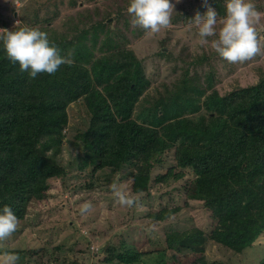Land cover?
<instances>
[{"label": "trees", "instance_id": "1", "mask_svg": "<svg viewBox=\"0 0 264 264\" xmlns=\"http://www.w3.org/2000/svg\"><path fill=\"white\" fill-rule=\"evenodd\" d=\"M171 1L175 6L172 21L187 24L197 11H207L203 0H182L186 12L178 10L176 0ZM126 2V7L116 5L117 10L98 23H104V28L109 25L104 19H120L130 5V0ZM226 2L209 0L218 13L217 19L225 18ZM252 2L257 11L262 8V1ZM262 20L264 23V17ZM3 26L10 31L22 28L12 29L7 20ZM88 31V47L81 45L83 35H77L71 67L62 65L54 75L41 73L35 79L20 72L19 63L13 64L7 58L0 42V210L10 206L22 229L27 224L30 204L44 201L43 195H49L58 183L68 190L72 178L88 175L90 180L79 188L89 189L95 186L98 175L108 180L123 174L122 181L139 182L145 177L148 185L164 156L176 149L184 167L194 173L178 190L190 192L209 220L204 231L185 233L170 242L173 249L192 256L177 264H226L204 263L202 254L210 243L234 255L247 254L252 250L251 242L264 233L262 66L258 67V83H237L222 91V75L235 73L239 63L220 58L211 47L214 38H208L207 45L197 43L200 49L196 54L176 58L180 78L161 81L162 90L149 94L151 81L143 64L146 58H139L138 50L125 49L99 56L94 49L96 36L92 33L88 38ZM49 40L56 47L65 45L62 40ZM151 54L150 62L165 52L161 54L158 47ZM142 99L146 105L137 119L135 108ZM73 107L84 113L81 127L70 124ZM72 129L79 134L70 137ZM75 148L77 153L73 154ZM185 177L183 171L177 173L171 167L166 174L157 175L154 182L170 185L171 180L179 182ZM166 197L173 202L150 213L152 220L166 222L180 212L174 193L168 192ZM116 250L108 259H116L119 264L144 263L142 257L148 253ZM63 251L62 246L13 250L23 264H43L45 258L48 263ZM153 264L176 263L164 259ZM258 264H264V255Z\"/></svg>", "mask_w": 264, "mask_h": 264}, {"label": "rangeland", "instance_id": "2", "mask_svg": "<svg viewBox=\"0 0 264 264\" xmlns=\"http://www.w3.org/2000/svg\"><path fill=\"white\" fill-rule=\"evenodd\" d=\"M181 1L176 6L178 10L186 12L183 8H187L186 4ZM260 1L263 2L262 8L259 9L263 19L264 0ZM116 5H121L123 8L126 7L127 2L126 0H0V29H6L3 26L6 20L11 22L12 29L15 28L17 21H19L17 26L22 28H38L46 32L49 39L64 41L65 45L59 44L57 48L62 56L67 57L71 53L70 58L74 63L77 35H83L84 44L81 45L88 47L90 44L87 40L88 30V38L93 34L96 36L94 49L100 53L99 56L106 52V55H109L112 51L118 52L124 49L138 50L139 58H146L143 64L151 81L147 91L149 94H155L157 90H162L161 81L172 82L181 75L182 72L179 73L178 69H175L177 65L175 62H179L176 58L186 59L187 54L194 55L200 49L197 44L200 43L198 29L192 20L193 17L187 20V24H183L181 20L171 19L170 27L152 34L146 33L141 28H133L130 24L131 17L125 10L123 14L119 12L121 14L118 20L114 16L113 19L107 18L106 21L104 19L103 22L109 25L108 27L104 25L103 28L104 23L100 25L98 21L107 13L115 12ZM110 8L113 10L110 11ZM14 12L17 17L13 16ZM261 18L256 28L260 30L261 47L264 49V23ZM222 19L218 18V21ZM181 26L184 28H180ZM219 27L218 24L217 29ZM212 38L215 39L210 37V40ZM72 40H75L73 46L70 45ZM158 47L161 54L163 50L165 54L156 56L157 60L150 62L151 52ZM86 65L90 66V64ZM258 67H261L263 72L264 55H259L257 60L255 57L248 61V64H239L238 69L231 75H222L221 90L238 86L237 83L241 85L248 82L258 83L260 79ZM223 73L225 74L226 70H223ZM145 105L142 99L136 106L137 119ZM82 118H85L83 111L73 107L70 111V124L81 127ZM68 134L70 137H75L79 132L72 129ZM75 147L77 148V145ZM76 148L73 154L77 153ZM65 154L67 155V151ZM171 167H174L177 173L183 171L185 179L179 182L171 180L170 185L154 182L157 175L166 174ZM87 171L90 172L89 169ZM133 172L136 173L135 167ZM117 176L124 190L140 199L143 205L141 210L114 205L109 186ZM122 176L123 174H120L105 180L98 175L94 180L95 186L89 189L79 188L82 182L90 180L91 176L88 175L72 178L68 183V190L58 183L51 188L49 195H43L44 201L30 204L26 226L21 229L17 225L16 232L5 242L3 250L63 247L62 254L54 257L58 260L47 263L45 258L43 264H119L116 259L111 261L108 258L117 251L116 249L127 248L140 253L148 252L142 257L144 263L141 264H153L157 260L164 259L177 264L192 259L189 254L170 247V242L185 233L204 231L209 220L201 208V203L193 200L190 192L178 190L187 180L194 177V173L184 167L177 150L173 149L164 156L161 167L153 171L151 178L153 181L148 185L145 177L140 178L139 182H133L120 180ZM168 192L174 193L173 200L181 207L180 212L166 222L152 220L149 217L150 213L159 211L167 207L169 202H173L166 197ZM84 203H91L93 210L82 216L79 209ZM150 225H156L157 228V231L151 235L145 230ZM202 255L204 263L222 261L226 264H258L259 258L264 255V247L252 249L245 255H234L226 248L210 243L207 244L206 251ZM23 262L21 260L19 264Z\"/></svg>", "mask_w": 264, "mask_h": 264}, {"label": "clouds", "instance_id": "3", "mask_svg": "<svg viewBox=\"0 0 264 264\" xmlns=\"http://www.w3.org/2000/svg\"><path fill=\"white\" fill-rule=\"evenodd\" d=\"M177 3L180 0H176ZM202 6L207 9L204 14L196 12L192 18L198 29L201 45H207L210 37L211 47L218 56L229 63L243 64L264 55L260 36L256 24L259 23L261 13L257 11L252 0H227L226 16L218 21V13L209 3L203 0ZM175 6L171 0H130L127 13L131 17L133 28H141L146 33H159L171 25V16ZM19 21L16 22V26ZM220 25L217 29V25ZM0 42L7 58L13 63H19V70L28 73L30 79L37 78L38 74L54 75L62 65L71 67L74 61L60 54V50L50 42L48 34L38 28H19L10 31L0 29ZM114 198V205L133 208L138 211L143 208L140 199L130 195L119 183V176L115 177L109 186ZM93 210L91 203H84L80 215ZM18 219L12 208L5 205L0 210V264H19L20 255L13 251L3 250L5 242L16 232ZM150 235L157 231L156 225L145 229ZM264 247V233L251 242V249Z\"/></svg>", "mask_w": 264, "mask_h": 264}]
</instances>
